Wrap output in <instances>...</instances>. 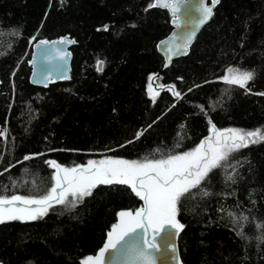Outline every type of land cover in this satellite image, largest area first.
I'll list each match as a JSON object with an SVG mask.
<instances>
[{
  "label": "trees",
  "instance_id": "16d2710c",
  "mask_svg": "<svg viewBox=\"0 0 264 264\" xmlns=\"http://www.w3.org/2000/svg\"><path fill=\"white\" fill-rule=\"evenodd\" d=\"M151 3L0 0V194H42L54 183L45 161L76 167L104 156L143 162L190 151L210 134L209 120L217 129L264 134V0H221L191 51L168 67L157 44L171 32L173 15ZM62 35L76 39L71 79L32 83L34 41ZM97 60L104 62L99 71ZM232 65L255 73L247 89L219 79ZM154 75L182 96L168 88L151 95ZM36 153L43 155L23 160ZM228 163L235 183L214 170L203 185L210 195L194 189L180 207L183 264H264V228H257L264 224V142ZM142 206L128 186L98 185L75 209L54 205L41 219L0 224V262L81 264L107 242L120 211ZM241 214L246 238L233 223Z\"/></svg>",
  "mask_w": 264,
  "mask_h": 264
},
{
  "label": "snow or ice",
  "instance_id": "6c2138e0",
  "mask_svg": "<svg viewBox=\"0 0 264 264\" xmlns=\"http://www.w3.org/2000/svg\"><path fill=\"white\" fill-rule=\"evenodd\" d=\"M180 2L181 0H174V2L173 0H155L154 3L149 4V7L158 6L169 9L175 17L179 11ZM184 2L186 3L187 0ZM217 3L219 0H211L212 7L202 5L197 8L199 13L196 20L197 25H203L211 18L213 7ZM12 34L20 35L16 30H13ZM194 34L195 29L193 28L182 37L183 45L176 46L178 54H186L184 49ZM0 35L3 33L0 32ZM66 40L68 43L74 42L61 38L59 42L51 43H64ZM40 43L49 42L40 41ZM65 55L60 58L64 59ZM103 63L102 60H97L98 71L101 70ZM254 78L253 71H241L230 67L219 79L226 85L247 89L249 82ZM149 80L151 81L152 77H149ZM174 88L175 85L168 86L169 90ZM225 91L229 89L226 88ZM174 95L179 97L181 93L174 92ZM258 95H264V93H258ZM201 111H203V106H201ZM209 124L211 135L201 140L195 148L178 154L161 153L166 158H150L146 155L143 162L123 159H102L98 162L89 160L87 166L78 165L76 167H65L55 161H45V164L55 169L49 178L54 183L38 196L31 193L29 195L0 194V224L7 221L41 219L48 214L49 209L55 210L54 205H61L66 210L75 209L78 204L84 202L85 197L93 195V189L98 185L128 186L131 192L144 202V207L136 209L135 213L132 210L120 211L117 214L119 222L112 225L107 242L99 249L95 257L88 256L81 261V264H103L104 254L108 250H118L125 264H156L153 250L159 251V247L155 242V236L148 235V228L152 227L155 232L157 225L167 223L178 230L182 229L183 225L179 224L176 216L183 201L194 196L193 190L201 192L203 196L210 195L203 185L209 182L210 174L214 170H223L226 180L235 183L233 174L227 172V168L231 167L228 161L232 154L247 148L250 144L264 142V134L260 128L254 131L235 128L217 129L211 120ZM151 126L150 124L148 127ZM5 134V130L0 129V136H5ZM142 135L143 132H138L136 138L139 139ZM155 151L159 152L160 149ZM41 155L43 153L26 155L23 160L27 161ZM17 163H22V161H17ZM9 167H15V165ZM8 170V168L4 169L5 172ZM4 187L7 188V186ZM12 187H16V181H12ZM228 215L233 216L234 214L229 212ZM247 220L248 217L242 214L233 219L234 224H240L241 230L237 232V235L241 238H246L241 222ZM257 228H264V224H258ZM137 229H143V234H138ZM258 239L264 241V235ZM172 251L175 253L174 248Z\"/></svg>",
  "mask_w": 264,
  "mask_h": 264
},
{
  "label": "water",
  "instance_id": "95a60500",
  "mask_svg": "<svg viewBox=\"0 0 264 264\" xmlns=\"http://www.w3.org/2000/svg\"><path fill=\"white\" fill-rule=\"evenodd\" d=\"M220 2L221 0H219V3ZM219 3H217L213 7V15ZM202 5L212 7L211 0H187L186 3L184 2V0H181V2L179 3V11L176 13L175 17L172 16L171 22L173 28L171 32L160 39L157 44L159 52L165 58V67H168L174 59L185 56L191 51V47L195 42L198 34L213 17L212 15L211 18L203 25L196 24V20L199 16L197 8ZM170 13L173 15L171 11ZM107 26L108 24L105 26H101L100 28L103 29ZM193 28L195 29V34L190 43L184 49V53L186 54H178L176 46L183 45L184 41L182 37H184L185 34ZM61 38H67L68 40H72L74 42L68 43L66 40L64 43H51L59 42ZM40 41H47L49 43L41 44ZM161 42H163V44H161ZM75 43V37L69 35H62L51 39L39 38L35 40L32 45L31 57L29 59V62L32 65L30 74L31 82L40 86L47 87L52 82L71 79L73 60L72 46ZM62 55H65L64 59L60 58ZM45 77H47V79H45ZM155 77L156 75L152 77L151 83L156 91H162L168 88V86L173 85L171 83L164 85L160 84L155 79ZM172 91L178 92L176 88H174ZM181 96L182 95H180L179 97L175 96V98L178 99ZM210 135L211 134H209L208 136ZM143 207L144 202L142 208ZM179 224L181 223L179 222ZM181 230L182 229L178 230L175 226L169 225L167 223L157 225L155 227V232L152 227L148 228V235L150 237L153 235L155 236V242L159 247V251L153 250V255L156 258V264H183L179 244ZM137 233L142 235L143 229H137ZM173 248L175 249V253H173L172 251ZM0 264L4 263L0 262ZM103 264H125V260L119 254L118 250H108L104 254Z\"/></svg>",
  "mask_w": 264,
  "mask_h": 264
},
{
  "label": "rangeland",
  "instance_id": "374dc122",
  "mask_svg": "<svg viewBox=\"0 0 264 264\" xmlns=\"http://www.w3.org/2000/svg\"><path fill=\"white\" fill-rule=\"evenodd\" d=\"M230 67H232V68H237V69H240L241 71H245V69H242V68H239V67H237V66H230ZM230 67H228V68H230ZM247 71V70H246ZM226 74V73H225ZM149 91H150V94L151 95H153V96H155V94H156V90L154 89V87H153V85H152V83L150 82V84H149ZM229 129H233V128H229ZM235 129H237V128H235ZM210 134H211V132H210ZM102 159H123V160H127V161H132V160H130V159H125V158H120V157H114V156H104L103 158H101V160ZM100 161V160H99ZM98 162V161H97ZM85 166H87V164L85 165ZM93 257H95V256H93Z\"/></svg>",
  "mask_w": 264,
  "mask_h": 264
}]
</instances>
